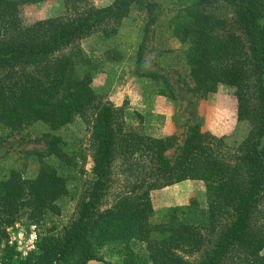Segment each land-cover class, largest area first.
Masks as SVG:
<instances>
[{
    "label": "trees",
    "instance_id": "obj_1",
    "mask_svg": "<svg viewBox=\"0 0 264 264\" xmlns=\"http://www.w3.org/2000/svg\"><path fill=\"white\" fill-rule=\"evenodd\" d=\"M36 1L0 0V141L28 126L48 128L37 135L46 150L12 152L0 161V264H112L99 252L110 243L119 244L129 264H264V0H223L232 23L209 11L218 0L166 6L169 28L187 45L188 89L207 95L222 83L235 86L238 123L246 127L239 138L195 124L180 146L176 135L146 134L123 121V108L100 103L92 87L96 63L78 43L110 20L122 22L134 6L145 10L135 72L153 81L159 95L175 99L169 77L145 65L147 37L163 0H116L104 7L65 0L66 16L26 25L21 6ZM109 53L123 56L120 48ZM96 105L95 176L85 185L76 219L59 236L48 226L61 211L60 200L72 194V175L64 171L78 160L57 132ZM174 147L179 152L172 160L167 152ZM28 157L38 167L26 177ZM118 160L129 173L124 192L102 206ZM185 180L206 183L207 208L171 207L153 221L151 191ZM20 218L25 227H41L37 249L26 257L6 242L8 225Z\"/></svg>",
    "mask_w": 264,
    "mask_h": 264
},
{
    "label": "rangeland",
    "instance_id": "obj_2",
    "mask_svg": "<svg viewBox=\"0 0 264 264\" xmlns=\"http://www.w3.org/2000/svg\"><path fill=\"white\" fill-rule=\"evenodd\" d=\"M115 1L85 0V4L104 7ZM163 2V8L156 7L157 19L147 37L145 65L150 70L166 74L175 87L177 97L172 99L159 95L153 81L135 72L137 52L135 46L141 38V26L147 14L145 10L134 6L129 16L122 22L116 19L110 20L78 41L96 63L92 87L99 94L100 103H110L123 108L121 114L123 121L138 125L146 134L176 135L179 146L183 145L190 127L195 124H199L203 131L216 136L236 133L239 138L242 137L246 133V127L239 126L238 123L239 105L235 86L222 83L216 92L207 95L188 89V67L183 53L187 45L180 42L168 26L172 12L166 6L173 0H163ZM209 11L229 23L233 22L232 9L223 0H218ZM69 13L70 8L65 0H39L21 6L23 22L26 25L36 20L66 16ZM107 30L109 34H106ZM113 48H120L123 51L122 58L111 59L109 52ZM98 112L99 108L96 105L85 115L78 116L74 122L57 132L65 138L69 145L68 150L74 152L78 160L76 167L63 170L72 175L69 181L72 194L60 200L61 211L51 217L48 226L59 236L64 235L76 219L80 210V201L95 176L94 130ZM138 113L142 117H139ZM47 130L45 125L28 126L25 131H17L8 139L0 141V161L12 152L24 155L27 150H46L45 140L37 135ZM178 152V147H174L167 152V155L174 160ZM37 167V160L28 157L25 176L34 175ZM126 168L127 164L120 160L115 163L110 187L103 198L106 203L102 206L111 204L117 194L124 192L129 174ZM151 197L155 207L153 221L164 218L167 209L171 207L196 204L200 209H206L208 205L206 183L202 180H185L154 189L151 191ZM24 217L26 218V216L22 218ZM22 218L15 220L8 227L16 229L17 224H22ZM38 229L41 230V227ZM132 246L142 256H146L140 244H132ZM118 247L119 244L110 243L100 248L99 252L112 264H129L127 258L118 251Z\"/></svg>",
    "mask_w": 264,
    "mask_h": 264
},
{
    "label": "built area",
    "instance_id": "obj_3",
    "mask_svg": "<svg viewBox=\"0 0 264 264\" xmlns=\"http://www.w3.org/2000/svg\"><path fill=\"white\" fill-rule=\"evenodd\" d=\"M39 234L36 224L25 227L17 224L16 229L7 228V244L14 246L22 257L28 256L37 249Z\"/></svg>",
    "mask_w": 264,
    "mask_h": 264
},
{
    "label": "water",
    "instance_id": "obj_4",
    "mask_svg": "<svg viewBox=\"0 0 264 264\" xmlns=\"http://www.w3.org/2000/svg\"><path fill=\"white\" fill-rule=\"evenodd\" d=\"M85 264H101V263H99L96 259H91Z\"/></svg>",
    "mask_w": 264,
    "mask_h": 264
}]
</instances>
